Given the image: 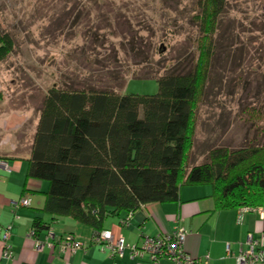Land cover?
Returning a JSON list of instances; mask_svg holds the SVG:
<instances>
[{
    "label": "trees",
    "instance_id": "obj_1",
    "mask_svg": "<svg viewBox=\"0 0 264 264\" xmlns=\"http://www.w3.org/2000/svg\"><path fill=\"white\" fill-rule=\"evenodd\" d=\"M193 1L194 55L185 64L148 74L159 83L157 93H123L104 83L105 71L112 79L125 76L115 66L120 61L117 49L108 48L107 35L98 29L91 36L111 57L89 61L103 70L86 73L90 78L67 74L50 87L39 111L27 174L49 182L45 211L71 216L98 232L110 214L133 212L153 201L178 200L186 184H210L219 209L264 207L261 139L238 148L214 146L206 162L188 165L199 108L218 64L224 62L221 58H230L222 53L230 0ZM133 32L130 49L139 54L143 35ZM171 33L166 30L163 41ZM14 48L12 34L0 24V63ZM161 51L163 65L167 56ZM83 52L92 55L86 48ZM47 227L35 217V235Z\"/></svg>",
    "mask_w": 264,
    "mask_h": 264
},
{
    "label": "rangeland",
    "instance_id": "obj_2",
    "mask_svg": "<svg viewBox=\"0 0 264 264\" xmlns=\"http://www.w3.org/2000/svg\"><path fill=\"white\" fill-rule=\"evenodd\" d=\"M193 8V0H0V24L15 41L0 63V143L24 151L50 87L67 74L102 69L89 61L111 57L94 42L97 29L107 35L108 48L117 49L115 66L125 76L112 79L105 71L104 83L123 93H157L159 83L148 74L194 55ZM134 30L143 35L139 54L130 49ZM166 30L172 33L163 41ZM223 30L228 36L222 53L230 58H221L199 108L190 166L206 162L217 145L264 143V0H230ZM158 51L167 56L163 65Z\"/></svg>",
    "mask_w": 264,
    "mask_h": 264
},
{
    "label": "crops",
    "instance_id": "obj_3",
    "mask_svg": "<svg viewBox=\"0 0 264 264\" xmlns=\"http://www.w3.org/2000/svg\"><path fill=\"white\" fill-rule=\"evenodd\" d=\"M33 140L34 136L24 151L18 150L15 143H0V159L11 167L6 170L0 166V221L4 226H11L9 243L14 254L12 259L3 260L4 242L0 231V263L153 264L148 253L133 257L130 248L122 257L112 255L93 242L94 227L71 216H55L44 210L49 182L27 175ZM212 192L210 184H186L181 187L178 200L149 202L133 212L121 210L108 215L102 227L111 230L115 240L123 236L130 245H140L147 236L165 234L181 225L188 230L184 243L188 254L202 260L209 256V264H234L241 249L246 247L249 233L258 236L264 232V207L251 208L241 217L242 207L217 208ZM22 196L30 197L31 204L13 208L12 201ZM37 216L48 227L35 237H28ZM69 234L81 241L84 249L62 252L60 240ZM37 240L44 242L41 250ZM160 264L176 263L162 259Z\"/></svg>",
    "mask_w": 264,
    "mask_h": 264
},
{
    "label": "built area",
    "instance_id": "obj_4",
    "mask_svg": "<svg viewBox=\"0 0 264 264\" xmlns=\"http://www.w3.org/2000/svg\"><path fill=\"white\" fill-rule=\"evenodd\" d=\"M0 166L6 170H10L9 163L0 159ZM32 199L27 196H22L17 200L12 201L13 208L29 206ZM249 207H242L240 214L248 211ZM0 231L2 232V240L4 242L3 260L7 261L13 258V251L9 238L11 235V226H4L0 221ZM188 230L181 225H177L172 231L160 234L158 236H147L140 245H130L126 242L123 236L117 240L114 239L113 232L108 229L96 232L93 236V242L99 245L103 250H108L112 255L122 257L125 251L130 248L132 256L143 255L148 253L153 259V264H160L162 259L174 261L176 264H209L210 257L206 256L204 260L196 256L190 255L184 248V243L187 237ZM52 234V232H50ZM28 237H35V231L32 230ZM44 242L37 240V247L41 250ZM60 250L77 251L84 249L81 241L77 240L73 235L69 234L62 238L59 243ZM264 263V232L256 236L249 233L246 247H243L240 254L236 257L234 264H263Z\"/></svg>",
    "mask_w": 264,
    "mask_h": 264
}]
</instances>
